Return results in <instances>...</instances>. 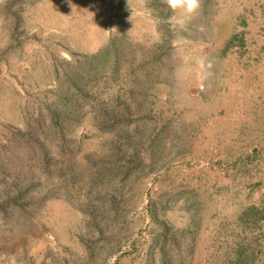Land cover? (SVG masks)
Wrapping results in <instances>:
<instances>
[{"label":"rangeland","instance_id":"374dc122","mask_svg":"<svg viewBox=\"0 0 264 264\" xmlns=\"http://www.w3.org/2000/svg\"><path fill=\"white\" fill-rule=\"evenodd\" d=\"M0 264H264V0H0Z\"/></svg>","mask_w":264,"mask_h":264},{"label":"clouds","instance_id":"9594fccd","mask_svg":"<svg viewBox=\"0 0 264 264\" xmlns=\"http://www.w3.org/2000/svg\"><path fill=\"white\" fill-rule=\"evenodd\" d=\"M169 8L175 12L180 10L186 17L193 16L200 8V0H166ZM176 23L181 21L175 20V17L170 18Z\"/></svg>","mask_w":264,"mask_h":264}]
</instances>
